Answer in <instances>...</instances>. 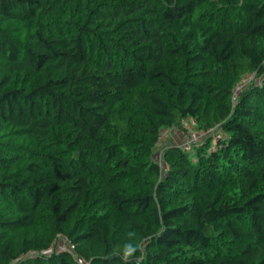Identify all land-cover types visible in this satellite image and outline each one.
I'll return each mask as SVG.
<instances>
[{
  "label": "trees",
  "instance_id": "obj_1",
  "mask_svg": "<svg viewBox=\"0 0 264 264\" xmlns=\"http://www.w3.org/2000/svg\"><path fill=\"white\" fill-rule=\"evenodd\" d=\"M0 264H264V0H0Z\"/></svg>",
  "mask_w": 264,
  "mask_h": 264
},
{
  "label": "built area",
  "instance_id": "obj_2",
  "mask_svg": "<svg viewBox=\"0 0 264 264\" xmlns=\"http://www.w3.org/2000/svg\"><path fill=\"white\" fill-rule=\"evenodd\" d=\"M261 78H257V75L255 72L249 73L246 76H243L236 84L234 91H233V101L235 102L237 98L239 97V94L252 82L254 81H259ZM181 127L183 130L186 132V136L184 140L179 144L183 150L189 152V153H194V149L196 144H198L202 138L205 136L212 134L215 136L214 140H218L221 136V134L217 133L216 134V129L217 127H212L207 131H204L202 129H199L197 127V121L193 117H187L184 118L181 121ZM177 127H172V128H167L164 129L160 135L159 139L156 143V150H157V159L159 163L163 166V160H162V153H163V148L167 144V138L168 134H170L172 131L176 130ZM214 149L215 147L212 146ZM160 155V157H158ZM61 247H64L62 245Z\"/></svg>",
  "mask_w": 264,
  "mask_h": 264
},
{
  "label": "rangeland",
  "instance_id": "obj_3",
  "mask_svg": "<svg viewBox=\"0 0 264 264\" xmlns=\"http://www.w3.org/2000/svg\"><path fill=\"white\" fill-rule=\"evenodd\" d=\"M259 81H261V80L259 79ZM185 136H186V132L184 130H182L180 128H176V130H174L170 134H168L167 141L169 142L171 140L170 141L171 143L179 144L184 140ZM158 157H160V155ZM64 244H65V242L61 241L60 245H64Z\"/></svg>",
  "mask_w": 264,
  "mask_h": 264
},
{
  "label": "crops",
  "instance_id": "obj_4",
  "mask_svg": "<svg viewBox=\"0 0 264 264\" xmlns=\"http://www.w3.org/2000/svg\"><path fill=\"white\" fill-rule=\"evenodd\" d=\"M181 140H182V139H181ZM170 141H171V140H170ZM170 141H169V142L167 141V143H171ZM171 144H173V143H171ZM174 144H175V143H174ZM179 144H180V143H179ZM179 144H178V145H179Z\"/></svg>",
  "mask_w": 264,
  "mask_h": 264
}]
</instances>
